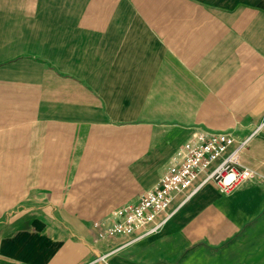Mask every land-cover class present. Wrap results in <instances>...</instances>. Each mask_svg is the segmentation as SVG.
Instances as JSON below:
<instances>
[{
	"label": "crops",
	"instance_id": "crops-1",
	"mask_svg": "<svg viewBox=\"0 0 264 264\" xmlns=\"http://www.w3.org/2000/svg\"><path fill=\"white\" fill-rule=\"evenodd\" d=\"M217 130L258 179L100 235ZM0 264H264V0H0Z\"/></svg>",
	"mask_w": 264,
	"mask_h": 264
},
{
	"label": "built area",
	"instance_id": "built-area-1",
	"mask_svg": "<svg viewBox=\"0 0 264 264\" xmlns=\"http://www.w3.org/2000/svg\"><path fill=\"white\" fill-rule=\"evenodd\" d=\"M245 142L246 138L237 140L227 130L196 134L176 151L158 182L144 190L136 203L112 212L115 219L100 235H127L134 239L153 234L171 215L163 211L173 192L195 189L206 181H214L220 191L230 194L246 181L258 179L253 170L239 167V149ZM199 176L200 181L194 184ZM110 253L101 254L98 260L105 261Z\"/></svg>",
	"mask_w": 264,
	"mask_h": 264
},
{
	"label": "rangeland",
	"instance_id": "rangeland-1",
	"mask_svg": "<svg viewBox=\"0 0 264 264\" xmlns=\"http://www.w3.org/2000/svg\"><path fill=\"white\" fill-rule=\"evenodd\" d=\"M201 68L204 71H209L211 69V65H210V63L208 61L205 60V61L201 62ZM172 158H171V160H172Z\"/></svg>",
	"mask_w": 264,
	"mask_h": 264
},
{
	"label": "bare ground",
	"instance_id": "bare-ground-1",
	"mask_svg": "<svg viewBox=\"0 0 264 264\" xmlns=\"http://www.w3.org/2000/svg\"><path fill=\"white\" fill-rule=\"evenodd\" d=\"M227 178L229 179V177H227ZM228 179H227V180H228Z\"/></svg>",
	"mask_w": 264,
	"mask_h": 264
}]
</instances>
